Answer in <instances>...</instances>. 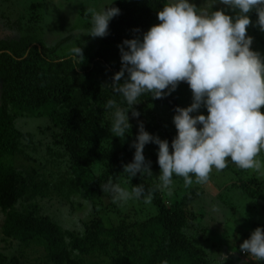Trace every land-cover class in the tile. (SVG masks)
I'll list each match as a JSON object with an SVG mask.
<instances>
[{"label": "trees", "instance_id": "trees-1", "mask_svg": "<svg viewBox=\"0 0 264 264\" xmlns=\"http://www.w3.org/2000/svg\"><path fill=\"white\" fill-rule=\"evenodd\" d=\"M4 1L0 12L10 34L0 39V210L5 215L0 239L17 243L23 252L5 253L0 240V264H264L250 263L240 251L245 236L258 227L264 230V178L259 172L241 169L229 158L214 182L217 195L206 192L194 176L186 187L183 177L173 174L167 189L159 179V146L154 143L146 144L143 153L152 175L138 173L131 179L124 172L123 165L135 154L139 124L134 119L141 118L145 131L167 140L172 151L177 129L159 118L157 107L170 106L175 116L181 103L175 91L160 99L142 94L133 105L139 117L128 112L131 128L124 141L113 145L106 136L115 112L107 102L129 109L110 87L122 67L118 45L141 40L169 0H116L120 14L109 21L105 37L95 38L86 35L92 14L84 8L78 14L82 22L60 35L41 22L45 0H30L29 15L15 20L5 12ZM250 13L258 20L255 10ZM252 32L264 58V31L256 25ZM76 47L82 48L83 61L72 52ZM18 118L27 121V130L18 127ZM42 118L43 124L31 120ZM32 125L38 130L28 128ZM257 159L264 160V151ZM214 173L213 168L208 182L216 179ZM110 184L128 192L138 184L145 191L122 201L106 190ZM105 194L110 201L99 208ZM76 196L89 201L87 206L94 204L83 229L64 228L43 213L41 200L58 198L74 208ZM149 196L151 202L145 203ZM30 248L41 249L43 258L21 262Z\"/></svg>", "mask_w": 264, "mask_h": 264}, {"label": "clouds", "instance_id": "clouds-1", "mask_svg": "<svg viewBox=\"0 0 264 264\" xmlns=\"http://www.w3.org/2000/svg\"><path fill=\"white\" fill-rule=\"evenodd\" d=\"M219 2L239 13L233 18L223 10L212 11L216 0H208L201 8L189 0H173L158 12L160 23L152 26L142 41L134 38L118 45L122 67L112 77L110 87L124 97L129 109L117 107L114 100L107 102L106 107L115 108L109 129L113 135L121 139L126 136L131 128L128 112L132 110V116L139 117L133 105L139 103L142 94L160 99L178 85H185L181 82H187L190 87L185 86L193 94L189 107L182 108L180 103L181 108L175 109L173 122L178 135L172 141L171 152L167 140L149 134L139 122L132 144L134 159L123 165L131 179L138 173L152 175L151 161H146L143 154L149 143L159 146V179L164 188L172 185L173 174L183 177L186 187L193 184V176L196 183H207L213 168L225 169L229 158L241 169L261 170L257 157L264 151V58L251 49L253 38L247 35V29L252 25L248 14L255 10L256 25L264 31V0ZM88 11L92 27L86 35L93 38L105 37L109 21L120 14L118 8L106 6L99 12L91 8ZM72 52L83 61L81 47ZM202 106L207 108V116L191 115ZM106 190L122 201L140 198L145 191L138 184L131 192L111 184ZM150 202L149 196L145 203ZM240 251L264 261V230L256 228L240 245Z\"/></svg>", "mask_w": 264, "mask_h": 264}, {"label": "rangeland", "instance_id": "rangeland-1", "mask_svg": "<svg viewBox=\"0 0 264 264\" xmlns=\"http://www.w3.org/2000/svg\"><path fill=\"white\" fill-rule=\"evenodd\" d=\"M44 0H36L33 3L36 2H43ZM46 5L45 9L40 10L39 13L41 15V22L43 25L47 27V30L51 34H60L63 35L67 32V28L72 27L75 24H78L79 22H82L79 17V12L80 9L84 8L86 12H89L88 9H95L97 12L101 11L105 6L106 7H114L116 0H45ZM30 0H6L4 1V7H5V12H9L11 19L15 20V18L18 17H24L29 15V4ZM173 0H169V3H172ZM208 0H189V3L195 4L197 8L204 7ZM2 6V7H3ZM29 6V7H28ZM225 6V7H221ZM214 9L212 11L216 10H226L225 14L232 16L235 18V16L239 13V10H233L229 6L223 5L222 3L219 2V0H216V3L213 5ZM67 13V14H66ZM91 13V12H90ZM8 14V13H7ZM70 16H66V15ZM251 21L252 25H250L247 29V35L253 38V43L251 45V49L253 51L258 52L261 54L262 48L260 50L259 43L257 44L256 41V36H254V27L256 26V18L251 17V13L248 14ZM4 16L0 12V17ZM5 18V17H4ZM86 23L88 22L87 20H84ZM160 21L158 20L157 22L154 23L153 26L158 25ZM89 28L92 27V18L90 22ZM6 28V26H5ZM82 36V35H81ZM8 38V36H6ZM82 38H87L85 36H82ZM143 39V38H142ZM141 39V41H142ZM88 42H90V38L88 39ZM127 77V73H125ZM166 92L168 91L167 89L165 90ZM175 92L178 94V97L180 98L182 108L189 107L193 103V94L191 89L188 90L186 88H183L181 86H177L175 89ZM157 112L159 114L160 119H165L167 123L169 124H174L173 118H174V113L172 111V108L169 106H164L160 105L157 107ZM203 114L205 116L208 115L207 108L202 106L198 112H194L191 115H199ZM37 124H43L45 123L46 119H31ZM136 124H139V122L142 121L141 118L134 119ZM27 121H24L23 118H18L17 125L18 127L23 128L24 130H27V126L25 125ZM28 128H33L34 131L38 130L37 125H32L28 126ZM107 138L111 142H113V145L118 144L120 142L124 141V138L121 139L118 136L113 135L110 131L107 132ZM132 140V139H131ZM115 147V146H114ZM116 148V147H115ZM38 151H33L32 155L34 158H40L42 162H44V159L40 157V155H37ZM262 167L261 170L259 171V175L264 178V160L260 159ZM230 163V162H229ZM233 163V162H231ZM235 164V163H233ZM215 169V168H214ZM220 173V171H217L215 169V173L212 176L213 178H216L213 181H209L207 183L201 184V186L206 190V192H210L212 195H217L219 192V189L217 185L214 182L218 181L217 175ZM161 188V187H160ZM168 189V188H167ZM76 203L73 206L65 200H61L58 198H53V199H45L41 200L40 204L43 207V213L50 215L55 221L60 223L64 228H75L78 230L83 229L84 226V221L87 220L88 215L86 214L93 213V202L91 201L89 205L87 206L86 202H89L85 200L84 197L82 196H76L75 197ZM110 201V194H105L100 197L98 200L96 206H99V208H102L108 204ZM79 203H82V206L78 205ZM102 203V205H101ZM200 202L195 203V206L198 207ZM243 206V205H242ZM128 214V212H123V214ZM222 216V214H221ZM221 216L219 219H221ZM5 215L3 212L0 210V238L2 237V226L4 223ZM114 219V218H113ZM253 231L252 229L249 230V232ZM254 232V231H253ZM250 238V237H249ZM245 236L243 239V242L247 239H249ZM1 240V248L4 249L5 253L9 254H17L19 255L20 253L23 252L22 248L17 244H9L4 242L2 239ZM246 260H248L250 263L255 262V258L249 257L248 254H246ZM36 258H43V251L41 249H27L22 257L21 262H26V259L28 262L36 260Z\"/></svg>", "mask_w": 264, "mask_h": 264}, {"label": "flooded vegetation", "instance_id": "flooded-vegetation-1", "mask_svg": "<svg viewBox=\"0 0 264 264\" xmlns=\"http://www.w3.org/2000/svg\"><path fill=\"white\" fill-rule=\"evenodd\" d=\"M5 18L4 17H0V39H5L6 36H8V34H10V32L8 30H6L5 28Z\"/></svg>", "mask_w": 264, "mask_h": 264}]
</instances>
